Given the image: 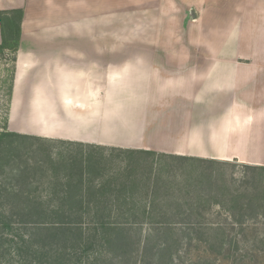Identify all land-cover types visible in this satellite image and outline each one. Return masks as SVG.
I'll return each mask as SVG.
<instances>
[{"label": "crops", "instance_id": "0c3cea01", "mask_svg": "<svg viewBox=\"0 0 264 264\" xmlns=\"http://www.w3.org/2000/svg\"><path fill=\"white\" fill-rule=\"evenodd\" d=\"M8 9L24 11L14 88L25 43L48 41L47 96L28 114L41 128L15 131L264 165V0H0ZM125 21L147 33L116 64L120 45L105 53L104 26ZM108 104L132 114L111 122Z\"/></svg>", "mask_w": 264, "mask_h": 264}, {"label": "trees", "instance_id": "16d2710c", "mask_svg": "<svg viewBox=\"0 0 264 264\" xmlns=\"http://www.w3.org/2000/svg\"><path fill=\"white\" fill-rule=\"evenodd\" d=\"M23 17L22 9L0 12V55H13L12 82L0 107V115H5L0 122V264H176L194 243L207 253L232 257L233 264L242 257L250 259L246 264H264V233L253 232L252 252L239 258L236 251L250 234L245 229L231 234L206 214L214 205L228 204L240 224L264 217L263 165L241 164L247 173L245 189L229 188L224 172L212 165L237 164L231 161L8 129ZM51 142L71 148L55 152ZM108 150L109 156L118 150L123 158V153L130 158L150 155L154 163L148 172L140 171L137 161L127 163L124 171L115 164L111 173L104 152ZM165 158L191 161L190 169L184 168V180L176 172L181 166L171 169L160 163ZM188 264L219 263L203 257Z\"/></svg>", "mask_w": 264, "mask_h": 264}, {"label": "rangeland", "instance_id": "374dc122", "mask_svg": "<svg viewBox=\"0 0 264 264\" xmlns=\"http://www.w3.org/2000/svg\"><path fill=\"white\" fill-rule=\"evenodd\" d=\"M122 3V2H121ZM110 10L105 9V19L111 18V13L109 12ZM129 17L128 14L123 13L121 14V17ZM133 16V15H131ZM130 16V17H131ZM137 22V21H136ZM122 23V22H121ZM27 29L28 32H30V27ZM26 29V30H27ZM145 27L142 24L138 25H131L128 24L127 21H125V24L121 25H107L105 24L104 26V35H105V53H112L111 55L115 56L117 49L112 51V46L113 44L115 46H119V50L121 51L120 57H118L115 61L117 64H121L123 60H126L125 55L127 54V50H133L134 48L136 49L137 46H139L140 40H142V35L144 33H147L144 31ZM112 35L116 36V38H120L119 42H113L112 41ZM38 36H43L47 37V35L44 34H39ZM144 36V35H143ZM139 44V45H138ZM124 50V51H123ZM112 51V52H111ZM32 52V53H31ZM23 71H21V75H19L20 80L18 81L17 85L15 86L13 90V95H14V100L12 104V110H10V113L12 115V122H8V129L11 131H15L16 129H25V130H38L41 128L39 124L37 127L35 126V122L33 121L32 118L28 117V114L32 115L33 112H37L39 108H42V106L36 105L34 103L35 98H39L40 96H47V84H48V68H49V63H48V41L41 39L40 42H33L25 43V48L23 50ZM13 55L11 52H8L6 56H1L0 55V107L5 103V96L4 93L6 89L10 86L12 82V69H13V62L11 60V57ZM111 56V57H113ZM117 57V55L115 56ZM18 58V54H17ZM118 60V61H117ZM113 60L111 58L105 59V64H107L109 67L112 65ZM114 64V63H113ZM15 67V74H14V85H15V75L17 71V60L16 63L14 64ZM105 99H107L109 102L115 97V94H112L111 91H113L111 87V83L108 80V74L111 73V71H105ZM44 108V107H43ZM137 107L133 108L136 109ZM35 111H34V110ZM0 111L1 108H0ZM105 111H107V114H110V121L114 122L113 119H111V114L113 113L116 120L117 116L120 118H126V116L132 114V108L126 105H112L108 104L105 105ZM32 112V113H31ZM27 115L28 120H26L25 116ZM10 116V115H9ZM5 115H0V122L4 120ZM30 118V119H29ZM42 118V117H39ZM35 126V127H34ZM43 126L46 127L47 123L43 122ZM40 131V130H39ZM30 142V141H29ZM50 147L53 149L55 152L59 151H65L69 146L66 144H59L57 142H51ZM71 148V147H70ZM69 148V150H70ZM73 148V147H72ZM105 154L108 156V160L111 162V166L109 169L111 170V173H113L115 164L121 165V169L117 167L118 171H124L127 163L133 161H137L140 166V171H146L148 172L150 170V166L152 163H154L153 157L150 155L146 154H137V155H132L133 157L130 158L131 156L128 154H125L124 156L120 154V152L117 150L115 155L109 156L111 153L110 150L107 152L104 151ZM122 157V159L120 158ZM158 160V159H157ZM160 160V159H159ZM121 161V162H120ZM232 163H237V164H232V165H219V164H213V169L214 170H219L221 172H224L225 174V183L229 185V188H241L245 189L243 185L244 181V176L247 174L245 172V169L242 167L241 164L238 161H231ZM160 163L164 164V166L167 168H173V166H176L177 168L181 166L180 169H176V172L178 173L179 177L183 179V171L185 170L184 168H189L190 165H192L190 160H181V159H164L160 161ZM210 166V165H206ZM264 166V165H263ZM190 169V168H189ZM252 172V171H251ZM251 172L249 175H252ZM166 174V173H165ZM181 179V180H182ZM184 180V179H183ZM254 186V185H253ZM252 186V187H253ZM264 184H262V189L263 190ZM185 195V191H183ZM186 196V195H185ZM226 197V196H225ZM223 198V197H222ZM225 199V198H224ZM228 204L225 207H220L218 205H214L213 207L209 208L206 211V214H208L209 219L214 222V223H219L222 225V227L226 228V230L231 233V234H237L238 232L241 231V229H245L247 234H250V237H248V241H243V245H241L240 249L236 251L238 252V257L240 258L242 254H245L247 251L252 252V241L250 239L253 238V232L257 233H264V217H259L258 220H248L246 221L247 224L243 225L237 222L233 215V211L228 210ZM239 214V213H238ZM253 233V234H252ZM245 243H247L249 246H245ZM197 243L193 244V248L190 250H185L182 255H184L183 260H178L176 264H188L192 260H199V258H207L208 260L214 262L217 261L219 264H233V258L232 257H223V256H217L212 252H206L205 248L203 246H198L196 245ZM105 253V251H103ZM100 254V253H99ZM240 258L239 262L237 264H246L250 261L249 258ZM244 260V261H243ZM109 263V262H108ZM98 264H105L103 261H100ZM251 264H255V261H252Z\"/></svg>", "mask_w": 264, "mask_h": 264}]
</instances>
